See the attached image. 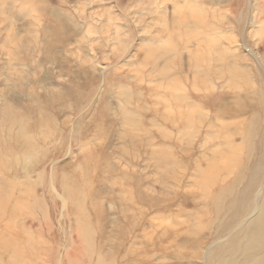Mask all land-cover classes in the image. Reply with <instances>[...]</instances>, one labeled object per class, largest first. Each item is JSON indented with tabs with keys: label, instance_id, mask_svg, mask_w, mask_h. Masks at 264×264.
Instances as JSON below:
<instances>
[{
	"label": "rangeland",
	"instance_id": "rangeland-1",
	"mask_svg": "<svg viewBox=\"0 0 264 264\" xmlns=\"http://www.w3.org/2000/svg\"><path fill=\"white\" fill-rule=\"evenodd\" d=\"M234 1L0 0V120L11 106L33 121H49L30 154L20 156L14 146L0 151L8 164L0 168L8 186V196L2 194L9 199L0 206V264H101L98 256L102 264H136L130 262L136 257L144 264H203L211 243L247 228L236 230L264 187V107H253L251 127L250 113L221 121L193 106L205 95L227 101L234 92L244 97L250 87L260 88L264 0H240L236 9ZM198 8L202 23L192 17L197 10L190 12ZM195 112L210 117L194 120ZM220 126L228 130L221 134ZM209 127L217 138H231L229 127L246 138H234L232 150L207 138ZM224 150L240 155L245 168L203 195L208 183L197 180L200 170L215 158L220 165ZM66 186L77 205L68 206ZM167 232L175 234L172 246ZM259 251L254 258L264 256V246ZM177 255L184 261H175Z\"/></svg>",
	"mask_w": 264,
	"mask_h": 264
},
{
	"label": "bare ground",
	"instance_id": "bare-ground-1",
	"mask_svg": "<svg viewBox=\"0 0 264 264\" xmlns=\"http://www.w3.org/2000/svg\"><path fill=\"white\" fill-rule=\"evenodd\" d=\"M240 0H235L234 1V9H236L235 7L238 5V2H239ZM247 2V1H246ZM250 5V4H249ZM242 6V5H241ZM256 7H257V5H255ZM249 8V7H248ZM251 9V8H250ZM263 9H264V7H263ZM196 10H197V12H196ZM192 11H195L196 13V15L194 14V12H193V14L194 15H192ZM255 11V10H254ZM191 12V15H192V17L193 18H195V19H197L198 18V21H199V23H202V19L200 18L201 17V15H202V11L200 10V8H198V9H193V10H191L190 11ZM237 13V12H236ZM243 16V15H242ZM238 17V16H237ZM236 17V18H237ZM242 18V17H241ZM202 20V21H201ZM243 24V23H242ZM196 25V24H195ZM198 25V24H197ZM250 48V47H249ZM247 49V48H246ZM251 49V48H250ZM204 51V50H203ZM206 51V50H205ZM249 53V52H248ZM206 54H208V52H206ZM245 56V55H244ZM251 58H253L254 60H256V58H255V56L253 55V54H251ZM264 57V56H263ZM221 58V56H219V59ZM227 59H229V57L227 58ZM250 59V58H249ZM198 60V59H197ZM207 60V59H206ZM212 60H213V58H212ZM216 59H214V61H215ZM218 60V59H217ZM221 60H222V58H221ZM225 61H226V58H225ZM245 61V60H244ZM250 62H251V59L249 60ZM213 62V61H212ZM263 62V61H262ZM216 63H218V62H216ZM215 63V64H216ZM221 63H222V61H221ZM224 63H226V62H224ZM197 64V63H196ZM214 64V63H213ZM228 64V63H227ZM233 64V63H232ZM263 64V63H262ZM199 65V64H198ZM253 65H254V63H253ZM225 67V66H224ZM264 67V66H263ZM254 68H255V66H254ZM223 69V68H222ZM225 70V69H224ZM238 70V69H237ZM197 71V70H196ZM222 71V70H221ZM243 72H245V71H243ZM257 72V71H256ZM161 73H164L162 70H161ZM206 73V72H205ZM219 73V72H218ZM224 73H226L225 71H224ZM223 73V74H224ZM252 74H253V72H251ZM202 73H200V75H201ZM159 75H161V74H159ZM165 75H166V73H165ZM198 75V74H197ZM206 75H209V74H207L206 73ZM244 75V74H243ZM247 75V74H246ZM227 77V76H226ZM225 76H223L222 75V77H221V75L220 74H217V76H216V74H215V79L217 78L218 80H222V78H226ZM257 77H258V80H259V82H260V88H258V89H254L253 88V86L252 87H250L249 89H248V94H245L244 95V97H242L243 95H240L239 94V91H238V94H236L237 92H231V93H233L232 95L230 94V98H228L227 99V101L224 99V98H222L223 96H221L220 97V101L219 102H217L214 98H212V97H210V95H205V96H202V99H198L197 100V104H194L193 106H195V107H197V109L199 110V109H201V108H204V107H206V108H208V110H209V112L212 114V116L213 117H215V119L217 120H221V121H224V120H229V119H233V118H236V117H239V116H241V115H244V114H249L250 113V117H251V119H250V122L252 123L251 124V127H253L254 126V121H256L255 119H256V117H255V113H254V111H253V107H254V110H255V106L257 107V106H261V108H263L264 107V77L259 73V72H257ZM195 78V77H194ZM198 78V77H197ZM207 78V77H206ZM206 78H204V79H206ZM209 78V77H208ZM207 78V79H208ZM228 78V77H227ZM247 78V77H246ZM193 79V78H192ZM206 79V80H207ZM230 80V83H232V82H234L233 81V79L232 78H229ZM198 80V79H197ZM202 80V79H201ZM205 80V81H206ZM228 80V79H227ZM237 80V79H236ZM235 80V81H236ZM253 80H255V79H253ZM252 80V81H253ZM175 81H177V79H175ZM195 81V80H194ZM225 81H226V79H225ZM243 81L245 82L246 81V79H243ZM201 82V81H200ZM211 82V80H209V83ZM244 82H242V84L244 83ZM196 82H194V84H195ZM199 83V82H198ZM225 83V82H224ZM237 83H239V82H237ZM253 83V82H252ZM201 84V83H200ZM170 85H172V83L170 84ZM174 85V84H173ZM190 85V84H189ZM193 85V84H192ZM196 85V84H195ZM208 85V84H207ZM207 85H206V87H207ZM257 85V84H256ZM175 86V85H174ZM187 86V85H186ZM179 87V86H178ZM192 87V86H191ZM190 87V88H191ZM202 87V86H201ZM208 87H209V85H208ZM207 87V88H208ZM247 87H249V86H247ZM257 87V86H256ZM255 87V88H256ZM171 88V87H170ZM173 88V87H172ZM206 88V89H207ZM234 88V87H233ZM240 88H241V86H240ZM176 89H178V88H176ZM180 89V88H179ZM186 89H187V87H186ZM192 89V88H191ZM200 89V88H199ZM203 88H201V90H202ZM232 89V88H231ZM243 89V88H242ZM182 90V89H181ZM192 90H194V89H192ZM208 90H212V89H208ZM237 90V89H236ZM245 90H246V87H245ZM182 91H184V87H183V90ZM186 92H187V90H185ZM185 91H184V93H185ZM195 91V90H194ZM204 91V90H203ZM229 91V90H228ZM180 93H181V91H179ZM241 92H243L242 90H241ZM173 94H175V93H173ZM176 94H178V93H176ZM208 94H210V93H208ZM179 95V94H178ZM183 95V94H182ZM185 95V94H184ZM187 95V94H186ZM168 98H169V96H167ZM171 98H172V95H171ZM159 99H161V98H159ZM158 101V100H157ZM159 102V101H158ZM173 105V104H172ZM194 107V108H195ZM196 109V108H195ZM260 109V108H259ZM258 109V110H259ZM183 113V112H182ZM209 113V114H210ZM258 113V112H257ZM194 114H196V112L194 113ZM262 114V113H261ZM207 117H210L209 115H206V114H204V113H198V114H196L195 115V117H194V120H196V119H201L202 118V120L203 119H205V118H207ZM248 118V117H247ZM260 120H261V118H260ZM169 121L172 123V126H175L174 125V122L172 121V120H170L169 119ZM47 123H49V121L48 120H46L45 118H43V117H39V118H37V120H35V121H33L32 120V118L30 117V113L29 112H19V111H17V110H15V109H13L11 106H5L4 108H3V118H2V120H0V124H2V127H4L3 129H4V131H5V136H4V139H3V141L2 142H0V151H2V150H7V148L10 146H14L15 147V150L18 152V155H20V156H22V155H25V154H30L31 153V151H32V149H34V147L35 146H38V144L40 143V142H42L41 140H40V137H38V135H39V132L41 131V128H43V126H45ZM175 123H178L177 124V126L178 127H181L182 126V124H183V121H180L179 122V119H177L176 118V121H175ZM1 126V125H0ZM228 126H230V125H228ZM228 126H220V133L221 134H224L227 130H228ZM235 127V126H234ZM174 128V127H173ZM231 130H233V133H232V137L231 138H224V137H222V136H220V137H218L217 138V136H215L214 134H213V132H212V130H211V128L209 127L206 131H205V136L207 137V138H211V140L212 141H214V140H216V143L218 144V145H226V146H228V148L229 149H232V150H236V148L234 147V145H233V142H234V140L236 139V137H239V138H241V140H243V139H245L246 137L244 136V134L243 133H241V132H239L238 130H237V128H231V127H229ZM182 129V128H181ZM181 129H180V131H181ZM239 129V128H238ZM177 131H178V129H176ZM226 130V131H225ZM190 134V133H189ZM248 134V133H247ZM264 134V133H263ZM250 135V134H249ZM253 134H251L250 136H247V137H250L251 138V136H252ZM192 136V135H191ZM253 136H255V135H253ZM205 137V138H206ZM235 138V139H234ZM249 138V139H250ZM177 139V138H176ZM248 139V141H251V140H253V139H251V140H249ZM178 140V139H177ZM190 140V139H189ZM189 140H187V142H189ZM203 140V139H202ZM239 141V140H238ZM237 141V142H238ZM255 141V140H254ZM261 141V140H260ZM263 141V140H262ZM175 142V141H174ZM185 142V141H184ZM186 142V143H187ZM215 142V141H214ZM213 142V143H214ZM246 142V141H245ZM182 143V142H181ZM241 143V142H240ZM264 143V142H263ZM262 143V144H263ZM176 144H178V143H176ZM243 144V143H242ZM254 143H252V145H253ZM180 145V144H179ZM179 145H177V146H179ZM191 145V144H190ZM212 145H214V144H212ZM212 145H210L211 147H212ZM251 145V144H250ZM249 145V146H250ZM193 146V145H192ZM237 146V145H236ZM248 146V145H247ZM261 146V145H260ZM201 147V146H200ZM4 148V149H3ZM174 148V147H173ZM181 148V147H180ZM187 148V147H186ZM192 148V147H191ZM242 148V147H241ZM247 148V147H246ZM250 148H252V146L250 147ZM255 148H256V145H255ZM260 148V147H259ZM263 148V147H262ZM197 149V148H196ZM245 149V148H244ZM253 149V148H252ZM182 150V149H181ZM239 150V149H238ZM246 150V149H245ZM176 151H178V147H177V150ZM175 150H174V152L173 153H175L176 152ZM184 151V150H183ZM225 151V150H224ZM262 151V150H261ZM264 151V150H263ZM186 152H188V151H186ZM204 153L206 152V150L205 151H203ZM240 152V151H239ZM238 152V153H239ZM248 152H250V151H248ZM257 152V151H256ZM179 153V152H178ZM189 153V152H188ZM206 153H208V152H206ZM185 154V153H184ZM198 154H201V153H197V155ZM212 154V153H211ZM240 154V153H239ZM257 154V153H256ZM173 155V154H172ZM175 155V154H174ZM173 155V158H175V156ZM178 155V154H177ZM187 155V154H186ZM235 155V154H234ZM233 155V153H230V152H223V153H221L220 154V165H217L216 163H215V161L217 162L219 159H212V161H209L208 163L206 162V160L204 161L205 162V166H206V168L203 170V169H199L200 170V179H198L197 178V176H196V178H197V180H199V181H204V183L206 184V183H208L206 186H205V184L204 185H202V184H199V185H201V186H205V188H202L203 190L201 191V192H203V195L205 194V195H207L209 192H208V189L210 190V188H209V185L210 186H215L216 184H217V182L219 181V180H225L226 178H227V176L229 175V173H233L234 175L236 174V175H238V174H240V170L242 169V167L243 168H245L244 167V163L242 164V158L240 157V155H237V156H234ZM243 155H244V153H243ZM245 155H247V153H245ZM252 155V154H251ZM263 155V154H262ZM182 156V155H181ZM181 156H178V157H181ZM202 155H200V157H201ZM212 156H214V154L212 155ZM259 156V155H258ZM217 157H218V155H217ZM243 157V156H242ZM262 157V156H261ZM173 158H172V160H173ZM203 158V157H202ZM202 158H201V160H202ZM187 159H189V158H187ZM197 158H195V160H196ZM247 159V156H245V160ZM248 159H250V158H248ZM253 159V158H252ZM260 159V158H259ZM263 159H264V157H263ZM174 160H176V158L174 159ZM173 160V161H174ZM191 160H192V158H191ZM200 159L198 160V162L199 161H201ZM207 160H209V159H207ZM243 160H244V157H243ZM244 160V161H245ZM261 160V159H260ZM179 161L181 162V160H180V158H179ZM247 161V160H246ZM263 161V160H262ZM178 162V161H177ZM176 162V164L177 165H179V163H177ZM195 162V161H194ZM197 162V161H196ZM195 163V165L196 164H198V166H200L199 164L200 163ZM202 162V161H201ZM188 164H189V162H187ZM249 163V162H248ZM172 164H173V162H172ZM175 164V163H174ZM181 164V163H180ZM218 164H219V162H218ZM184 165V164H183ZM247 165V164H246ZM249 165V164H248ZM255 165V164H254ZM179 166H181L182 167V165H179ZM251 166V165H250ZM260 166V165H259ZM258 166V167H259ZM263 166V165H262ZM175 167H177V166H175ZM184 167H186L185 165H184ZM0 168L2 169V171H6L7 169H8V164H7V161H3L1 158H0ZM178 168V167H177ZM180 168V167H179ZM255 168V167H254ZM253 168V169H254ZM259 168H261V167H259ZM261 169H263V168H261ZM198 170V171H199ZM203 170V171H202ZM243 170L244 169H242V172H243ZM256 170V169H255ZM260 170V169H259ZM202 171V172H201ZM195 173V172H194ZM250 173V172H249ZM241 174H243V173H241ZM261 174H263V173H261ZM196 175H197V173H196ZM230 175H232V174H230ZM245 175V174H244ZM243 175V176H244ZM258 175L259 176H261L260 174H259V171H258ZM239 176V175H238ZM241 176V175H240ZM248 176H250V175H248ZM230 177V176H229ZM235 177V176H234ZM234 177H233V179H234ZM237 177V176H236ZM242 177V176H241ZM245 177V176H244ZM243 177V178H244ZM232 178V177H231ZM262 178H264V177H262ZM261 178V179H262ZM236 179V178H235ZM245 179V178H244ZM221 180V182H224V181H222ZM228 180V179H227ZM231 180V182H234L232 179H230ZM239 180V179H238ZM241 180V179H240ZM252 180V179H251ZM179 181V180H178ZM178 181H177V183H178ZM199 181H197L198 183H199ZM229 181V180H228ZM255 181H256V178H255ZM262 181V180H261ZM246 182V181H245ZM248 182V181H247ZM259 182V180L257 181V183ZM203 183V182H202ZM229 183V182H228ZM227 183V184H228ZM235 183H238L239 184V182H234L233 183V185H235ZM0 196H1V199H0V206H6L4 203H6V201L5 200H7L8 199V194H7V190H4V188L5 187H8L7 186V181L6 180H2V181H0ZM227 184H224V185H227ZM241 184V183H240ZM177 185V184H176ZM198 185V184H197ZM229 185V184H228ZM227 185V186H228ZM259 185V184H258ZM229 186H231V185H229ZM229 186L227 187V189H229ZM236 186H237V184H236ZM243 186V185H242ZM241 186V187H242ZM255 186V184L252 186V182H251V187H254ZM257 186V185H256ZM263 186V185H262ZM220 187V186H219ZM225 188H226V186H224ZM222 188V187H220L221 189H223V190H225V188ZM235 187V186H234ZM233 186H232V188H234ZM199 189V188H198ZM221 189H219V191L221 190ZM230 189H231V187H230ZM243 189V188H242ZM254 189H255V187H254ZM244 190V189H243ZM3 191H5L6 192V194H7V196H4V194H2V193H4ZM176 191V190H175ZM66 192H67V195H68V206H75V205H77L78 204V200H75V194H73L68 188H67V186H66ZM200 192V191H199ZM198 192V193H199ZM227 192H231V194H232V191H227L226 190V193ZM235 192H237V191H235ZM240 192V191H239ZM207 193V194H206ZM224 193V192H223ZM243 193V192H242ZM254 193V192H253ZM213 193H211V196L213 197V195H212ZM230 194V195H231ZM233 194H234V192H233ZM232 194V195H233ZM245 194V193H244ZM210 195V194H209ZM220 195L222 196V194L220 193ZM239 195V194H238ZM241 195H243V194H241ZM247 195V194H246ZM200 196H201V194H200ZM225 196V195H224ZM248 196V195H247ZM175 197V196H174ZM206 197H208V196H206ZM205 197V198H206ZM217 197H218V195H217ZM232 197H234V196H232ZM244 197V196H243ZM4 198V199H3ZM201 198V197H200ZM205 198H204V200H205ZM210 197H208V199H209ZM223 198H225V197H223ZM237 198H239V197H237ZM255 198H256V200L254 199V204H253V206H252V208H251V206H250V204H248L247 206H246V209H247V211H246V213H245V216L242 218V220L240 221V224L238 225V227L236 228V230L238 229V228H240L241 229V225H243V224H247V228L246 229H243L242 230V232H241V234L242 233H244L242 236H241V234L239 233V234H236V238H235V236L232 238V236L230 237V239H229V237L228 238H226V240H225V238H224V240H221L220 238H218L217 240H219L220 239V241H217V242H214V243H211L210 245H209V247L206 249V251L204 252V254L203 255H201V258L200 259H202V262H203V264H211V263H213L214 262V259L215 258H218V262L219 263H216V261H215V264H237L238 262H242L243 264H264V256L263 257H260V258H254L253 256H254V253H255V255L257 254V252L259 251V250H261V248L264 246V187H262V188H260L257 192H256V194H255ZM207 199V198H206ZM212 199V198H211ZM210 199V203H211V200ZM220 199H222L221 197H220ZM218 200V201H221V200ZM226 199V198H225ZM232 199V198H231ZM244 199V198H243ZM215 200H216V198L214 199V201H213V203L212 204H214V202H215ZM239 200V199H238ZM8 201H9V199H8ZM217 201V202H218ZM224 201V199H222V202ZM231 201V200H230ZM242 201H244L245 202V200H242ZM166 202V201H165ZM206 202V201H205ZM229 202V201H228ZM232 202H234V201H232ZM247 202V201H246ZM253 202V201H252ZM8 203V202H7ZM219 203V202H218ZM237 203V202H236ZM211 204V206L213 207V205ZM227 203H225V205H226ZM233 204V203H232ZM242 204V203H241ZM245 204V203H244ZM176 205H177V203H176ZM218 205V206H217ZM219 205L222 207V205H221V202H220V204H217L216 203V206L217 207H219ZM8 206V205H7ZM206 206H208V205H206ZM205 206V208H207ZM215 206V207H216ZM229 206H231V204H229ZM176 207V206H175ZM211 207V208H212ZM216 207V209H218ZM226 207V206H225ZM0 208H3V207H0ZM6 208V207H5ZM215 209V210H216ZM221 209V208H220ZM226 209V208H225ZM224 209V210H225ZM207 210V209H206ZM211 210V209H210ZM213 210V209H212ZM212 210H211V212H212ZM223 210V211H224ZM8 211H10V210H8ZM221 211H222V209H221ZM231 211V210H230ZM229 211V212H230ZM4 212V211H3ZM182 211H180V213H181ZM207 212V211H206ZM214 212H216V213H218V211L216 210V211H214ZM228 212V213H229ZM222 213V212H221ZM80 214V213H79ZM78 214V215H79ZM207 214H209L208 212L206 213V217H207ZM219 214V213H218ZM231 214V213H230ZM6 215V214H5ZM81 215V214H80ZM79 215V216H80ZM211 215V214H210ZM216 215V214H215ZM220 215V214H219ZM221 215H223V213L221 214ZM229 215V214H228ZM171 216V215H170ZM2 217V215L0 216V218ZM4 217V216H3ZM8 217V216H7ZM78 217V216H77ZM162 217V216H161ZM169 217V216H168ZM217 217V216H216ZM223 217V216H222ZM225 217V216H224ZM81 218V217H80ZM202 218V217H201ZM200 218V219H201ZM212 218V217H211ZM214 218H215V216L213 217V220H214ZM219 218V217H218ZM209 219V218H208ZM225 219V218H224ZM210 220V219H209ZM219 220V219H218ZM226 220V219H225ZM83 221V220H82ZM171 221V220H170ZM201 222H202V220H200ZM205 221V223H207V220H204ZM2 222V221H1ZM84 222V221H83ZM211 222V221H210ZM214 222V221H213ZM219 222V221H218ZM225 222V221H224ZM12 223V222H11ZM79 223V222H78ZM205 223H204V226L202 227V225L201 224H203V223H201V224H199V226H200V228L201 229H204V227L207 225H205ZM209 223V222H208ZM238 223V222H237ZM82 224V223H81ZM217 224V223H216ZM221 224H223V222L221 223ZM225 224V223H224ZM223 224V225H224ZM227 224V223H226ZM213 225V224H212ZM214 226L216 227V225L214 224ZM211 227V226H210ZM209 227V228H210ZM206 229V228H205ZM212 229V228H211ZM223 229V228H222ZM233 229V228H232ZM196 230H200V229H193L192 231H194V233H197V232H195ZM207 230V229H206ZM220 226L219 225H217V227L215 228V230L213 231V233H212V236H213V234L217 237L218 235H220ZM248 230V231H247ZM82 231V230H81ZM208 231V230H207ZM223 231V230H222ZM221 231V232H222ZM228 231H229V229H228ZM227 231V232H228ZM234 231V230H233ZM5 232V231H4ZM169 232H167V235H166V239H167V244L168 245H174V242L176 241V237L174 236L175 234H171L170 236H169V234H168ZM234 233V232H233ZM225 234V233H224ZM83 235V234H82ZM214 236V237H215ZM226 236V235H225ZM240 237H242L241 239H240ZM82 239H83V237H82ZM229 239V240H228ZM5 242V241H4ZM2 246V245H1ZM5 247V246H4ZM13 247V246H12ZM131 247V246H130ZM213 247H215L216 248V250L215 251H212V248ZM3 247H1V251H5V249L3 248ZM8 248V247H7ZM12 249V248H11ZM85 251H86V249H85ZM6 252H8L7 251V249H6ZM260 252V251H259ZM13 254V253H12ZM259 254V253H258ZM264 254V253H263ZM23 255V254H22ZM129 255H131V253H130V251L128 252V250H124V253H123V257H125V259H128V257H129ZM148 255V258H152V254L150 253V254H147ZM25 257V256H24ZM250 257V258H249ZM101 256H98V261L102 264V262H101ZM147 258V259H148ZM133 259V261H131L130 260V262H134V263H141V264H144V261L140 258V259H138L137 257L136 258H132ZM161 260L160 261H162V262H165L166 260H167V258H166V256L165 255H162L161 256V258H160ZM175 261H184V259L181 257V256H179V255H177V256H175L174 258H173ZM254 259V260H253ZM253 260V261H252ZM97 261V262H98ZM103 261V260H102ZM22 263H24V262H22ZM20 264H21V262H20ZM98 264V263H97ZM105 264V263H104Z\"/></svg>",
	"mask_w": 264,
	"mask_h": 264
}]
</instances>
